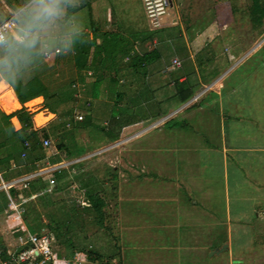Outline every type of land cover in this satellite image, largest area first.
I'll list each match as a JSON object with an SVG mask.
<instances>
[{
    "label": "rangeland",
    "instance_id": "rangeland-1",
    "mask_svg": "<svg viewBox=\"0 0 264 264\" xmlns=\"http://www.w3.org/2000/svg\"><path fill=\"white\" fill-rule=\"evenodd\" d=\"M170 1L165 24L145 40L158 51L159 59L118 84L138 89L139 98L132 94L126 100L135 107L134 117L142 120L150 115V120L122 128L116 141L58 163L62 165L49 166L43 160L36 174L48 184L49 172L67 168L72 174L79 168L81 176L99 181L101 188L94 187L107 205L106 224L125 256L123 264H176L184 258L197 263L209 247L222 244L226 249L217 254L209 256L215 248L208 250L206 264H264V19L252 26L246 16L250 0ZM85 2L92 4L100 27L108 19L107 25L118 26L123 36L147 28L141 0ZM10 4L0 0V9ZM78 13L89 34L86 10ZM171 20L176 24L168 25ZM149 40L155 44L151 46ZM173 57L182 61L180 68L170 66ZM72 72L67 58L46 71L64 81L72 79ZM182 75L193 93L199 89L197 99L202 98L197 102L202 111L195 115L181 113L183 106L175 102L170 81ZM7 92L5 85L0 86L4 114L19 107ZM111 102L93 101L92 114L105 121ZM23 105L29 108L34 127L51 118L44 114L41 99ZM154 113L164 116L156 119ZM52 144L49 139L43 149L46 155L54 152ZM107 167L114 169L116 180L105 174ZM113 184L116 190L111 189ZM76 186L72 179L71 187L55 198H70ZM8 218L0 215V236L11 246L14 227ZM176 243L178 256L173 248H159L174 245L177 252ZM78 260L77 264H91Z\"/></svg>",
    "mask_w": 264,
    "mask_h": 264
},
{
    "label": "trees",
    "instance_id": "trees-1",
    "mask_svg": "<svg viewBox=\"0 0 264 264\" xmlns=\"http://www.w3.org/2000/svg\"><path fill=\"white\" fill-rule=\"evenodd\" d=\"M15 2L10 0V5ZM246 16L252 26L259 25L264 19V0H250ZM149 32L133 31L123 36L115 27L105 30L91 21L87 43L78 44L69 55L56 56L50 64L45 62L26 83L9 87L21 107L9 114L0 109V179L8 181L36 173L41 168L37 164L43 160L50 166L79 158L116 141L122 128L141 121L133 116L135 107L126 100L132 94L139 98L138 89L130 90L126 83L122 86L118 84L124 76H134L139 69L159 59L155 49L137 53L133 48L135 43L150 39ZM64 56L73 71L72 79L67 81L58 76L52 78V74L46 73L55 63L64 60ZM72 84H78L83 89L80 92L82 100L78 102ZM173 86L174 97L180 105L194 95L187 83L175 80ZM8 92L6 95H9ZM127 93L130 95L127 96ZM37 97L42 98L43 108L52 114L40 127H34L32 114L23 107V104L29 106L40 100ZM99 99L112 101L105 121L91 112L93 101ZM201 99L195 100L187 109L198 107L197 102ZM86 100L89 101L88 107H85ZM78 112L82 113L81 120H76ZM12 117L19 125L17 130L9 122ZM42 139L52 140L54 152L50 155L45 154ZM77 163L69 167H75ZM48 174V184L43 176L35 175L27 182L26 188L11 187L6 192L0 190V215L12 213L7 210L10 202L20 210V225L10 230L12 239L27 233L45 235L56 247L53 250L56 258L69 260L75 255L77 260L80 258L91 264H121V249L106 224L109 217L105 211L107 205L96 189L101 188L99 181L90 175L81 176L79 168L72 174L67 168H58ZM105 174L116 180L112 167L105 168ZM72 179L78 185L72 189L74 195L68 199L55 198L57 193L71 187ZM111 189L116 190V184ZM5 252L6 243L0 236V255L3 257Z\"/></svg>",
    "mask_w": 264,
    "mask_h": 264
},
{
    "label": "clouds",
    "instance_id": "clouds-1",
    "mask_svg": "<svg viewBox=\"0 0 264 264\" xmlns=\"http://www.w3.org/2000/svg\"><path fill=\"white\" fill-rule=\"evenodd\" d=\"M85 0H16L0 9V86L26 83L45 62L87 43Z\"/></svg>",
    "mask_w": 264,
    "mask_h": 264
},
{
    "label": "built area",
    "instance_id": "built-area-1",
    "mask_svg": "<svg viewBox=\"0 0 264 264\" xmlns=\"http://www.w3.org/2000/svg\"><path fill=\"white\" fill-rule=\"evenodd\" d=\"M143 15L146 21V27L148 31H155L162 28L164 21L168 15V8L171 6V1L167 0H141ZM176 22L171 21L170 25H175ZM170 65L175 68L180 67V61L176 58L171 60ZM71 88L74 89V97L78 102L81 99L80 92L82 88L78 84H72ZM88 100H86L85 107H88ZM29 109V108H28ZM26 112H27V110ZM82 119V113L76 114V120ZM49 145L48 139H42V146L47 147ZM24 147L27 144L24 143ZM23 155L21 154V157ZM36 173L27 174L18 178L10 179L8 181H2L0 179V190L6 192L8 188H26L27 182L31 180ZM10 211L18 213L20 210L17 206L11 202L8 204ZM14 242L11 246L6 245V252L2 257L0 255V264H77V260L74 255L71 259L65 260L62 258H56L53 254L52 242L45 236H35L32 234L20 235L13 239Z\"/></svg>",
    "mask_w": 264,
    "mask_h": 264
},
{
    "label": "crops",
    "instance_id": "crops-1",
    "mask_svg": "<svg viewBox=\"0 0 264 264\" xmlns=\"http://www.w3.org/2000/svg\"><path fill=\"white\" fill-rule=\"evenodd\" d=\"M85 6L83 7V8H81L80 7V9H78V12H79V10H82V9H85L86 10V12H87V23H88V26H90V24H91V21L92 22H95V20H94V16H93V13H92V4L90 3V2H84L83 3ZM109 11L110 10H107V11H105L106 12V14L108 15L109 14ZM102 12H104V11H102ZM90 14V15H89ZM107 23H106V22ZM172 21V20H171ZM165 22H166V20L164 21V24H165ZM107 24H109V20L108 19H105V20H103V23H102V25H101V27L103 28V29H109V28H113V27H115V28H117L118 30H119V28H118V26H115V25H107ZM163 24V25H164ZM168 25H170V22H169V24ZM170 26H172V25H170ZM163 27V26H162ZM146 30H147V28H146ZM132 31H145L143 28L141 29H138V30H132ZM131 31V32H132ZM89 32V31H88ZM149 42H150V45L152 46V45H154L155 44V42H154V40H149ZM134 50L137 52V53H144V52H146V51H148V50H150V46L149 45H147V43H146V41H143V42H139V43H135L134 44ZM191 56L189 55V53H188V56L186 57L187 59H189ZM174 58H176L177 60H179L180 61V67H181V65H182V61L180 60V59H178L177 57H173V58H171V60L172 59H174ZM185 58V59H186ZM171 60H170V63H171ZM191 63V68H195V66H194V64L192 63V62H190ZM171 66V65H170ZM172 67V66H171ZM179 67V68H180ZM165 71V70H164ZM160 74V73H159ZM160 77H161V75H160ZM176 81L177 82H181V83H187V77L185 76V75H182V76H179L177 79H176ZM171 82V84L173 83V81H170ZM6 86V85H5ZM191 88V87H190ZM6 89H8V93H11L12 94V91L10 90V88L9 87H7L6 86ZM220 89V88H219ZM154 90V89H153ZM199 90V89H198ZM198 90H197V92H195L194 94V96H192L186 103H184V104H182L181 106H183L182 107V109H181V113H188V112H190V111H193L194 112V115H195V113L196 112H201L202 111V109L200 108V107H195V108H189V109H187L188 108V106H190L191 104H193L194 102H195V100H197V98H198ZM210 91H213V92H215V94H218V90H216V91H214V90H210ZM3 93V92H2ZM1 93V94H2ZM13 95V94H12ZM152 96V95H151ZM14 97V96H13ZM37 98H40L41 99V103H42V98L41 97H37ZM195 98V100L193 101L192 99H194ZM15 99V98H14ZM35 99V98H34ZM33 100V99H32ZM16 101V100H15ZM17 102V101H16ZM175 102L177 103V101L175 100ZM18 104V103H17ZM18 109L21 107L19 104H18ZM23 107H24V105H23ZM171 109V108H170ZM44 114H47V115H49L50 117H52V114H50V113H48L47 111H45V113ZM154 114H156V113H154ZM158 114V113H157ZM165 115H167V114H165ZM156 117V119L157 118H160V117H162V116H164V115H160L159 117H158V115H155ZM152 117V116H151ZM150 115H147L146 116V119L148 120H150ZM171 118H173V117H171ZM15 120V122H16V124H17V128H13L14 130H17L18 128H19V125H18V123H17V121H16V119H15V117H12V118H10L9 119V121L11 122V120ZM170 119V118H169ZM168 119V120H169ZM184 119H186V118H184ZM168 120H166V121H168ZM143 120H141V121H139V122H142ZM144 121H146L145 119H144ZM165 121V122H166ZM139 122H137V123H139ZM165 122H163V123H165ZM12 123V122H11ZM137 123H135V124H137ZM163 123H162V125H161V128H163L166 124H164L163 125ZM44 124V123H43ZM42 124V125H43ZM13 125V124H12ZM41 125V126H42ZM133 125V124H132ZM14 126V125H13ZM12 126V127H13ZM130 126V125H129ZM168 130H172V129H168ZM188 139V138H187ZM264 148V147H263ZM236 149V148H235ZM235 149H233L232 151H234ZM231 150V149H230ZM14 179V178H13ZM190 202H192V200L190 201ZM194 204V203H193ZM9 216H10V218H8L7 220L8 221H10V222H12V226L13 227H16V226H18V225H20L19 223H20V220H19V217H18V214L15 212V211H13L12 213H10V214H8ZM14 216H16L17 218H13ZM11 225V224H10ZM164 234V233H163ZM162 236H164L165 238H166V236H165V234L164 235H162ZM171 236H172V234H171ZM174 237V236H173ZM167 239V238H166ZM167 245V244H166ZM159 246V248H164V249H166V248H173V250H174V253H176L177 254V256H178V251L180 250V247H178V244L176 243L175 244V246H176V248H177V252H175V247H174V245L171 247V246ZM215 247H217V246H211V247H209L208 249H207V251H206V253L208 252V250H210L211 248H215ZM206 253L204 254V257H205V255H206ZM179 256H181L180 254H179ZM204 257H201L200 259H199V261L196 263H191V261L190 260H186V258H184V262H182V261H178L177 260V262H176V264H206L205 263V260H204ZM124 258H125V256H124V254H123V252L121 251V264H123L124 263ZM181 258V257H180ZM203 258V259H202Z\"/></svg>",
    "mask_w": 264,
    "mask_h": 264
},
{
    "label": "water",
    "instance_id": "water-1",
    "mask_svg": "<svg viewBox=\"0 0 264 264\" xmlns=\"http://www.w3.org/2000/svg\"><path fill=\"white\" fill-rule=\"evenodd\" d=\"M167 1H170V0H167ZM102 150H99L98 152H101ZM95 153H97V152H95ZM95 153H93V154H95ZM92 154V155H93ZM58 165H62V164H58ZM54 167H56V166H54ZM38 174V173H37ZM226 249V245L225 244H222L219 248H215V249H212L211 251H210V254H209V256H211L212 254H217V253H219V252H221V251H223V250H225Z\"/></svg>",
    "mask_w": 264,
    "mask_h": 264
}]
</instances>
